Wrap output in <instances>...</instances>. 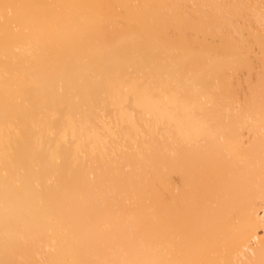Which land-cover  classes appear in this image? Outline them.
<instances>
[{
	"label": "bare ground",
	"instance_id": "obj_1",
	"mask_svg": "<svg viewBox=\"0 0 264 264\" xmlns=\"http://www.w3.org/2000/svg\"><path fill=\"white\" fill-rule=\"evenodd\" d=\"M255 7L0 0V264H264Z\"/></svg>",
	"mask_w": 264,
	"mask_h": 264
},
{
	"label": "rangeland",
	"instance_id": "obj_2",
	"mask_svg": "<svg viewBox=\"0 0 264 264\" xmlns=\"http://www.w3.org/2000/svg\"><path fill=\"white\" fill-rule=\"evenodd\" d=\"M253 2H257V7H255V9L253 10V11H258V16L260 17V15L263 17V20H262V25L261 26H258V30L261 32V33H263L264 34V0H252ZM240 34H243L242 35V38H248V36H249V34H248V29H244L243 31H240L239 32ZM238 34V33H237ZM236 34V35H237ZM238 36V35H237ZM254 47V46H253ZM252 47V50L254 51H256L257 52V60L255 59L254 60V69H253V71L255 70V71H261L262 69H263V66H261L262 64H261V58L263 57V53L261 54L259 51H260V48L258 49V46L255 44V47L253 48ZM262 52V51H261ZM263 60H264V58H262ZM262 60V61H263ZM242 71V70H241ZM245 71V70H244ZM262 72H263V70H262ZM243 73H245V72H243ZM261 72H259V75L261 76V74H260ZM263 74V73H262ZM264 75H262V77H263ZM261 77V78H262ZM264 146V145H263ZM264 148V147H263ZM264 150L262 149L261 150V152H263ZM264 153V152H263ZM261 233V235L263 234V232H260Z\"/></svg>",
	"mask_w": 264,
	"mask_h": 264
}]
</instances>
